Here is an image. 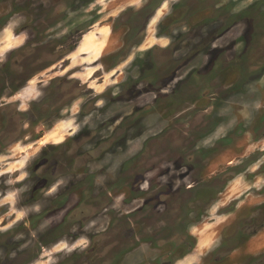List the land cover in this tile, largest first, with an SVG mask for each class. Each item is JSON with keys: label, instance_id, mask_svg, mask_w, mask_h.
Here are the masks:
<instances>
[{"label": "rangeland", "instance_id": "1", "mask_svg": "<svg viewBox=\"0 0 264 264\" xmlns=\"http://www.w3.org/2000/svg\"><path fill=\"white\" fill-rule=\"evenodd\" d=\"M94 252L264 264V0H0V264Z\"/></svg>", "mask_w": 264, "mask_h": 264}, {"label": "flooded vegetation", "instance_id": "2", "mask_svg": "<svg viewBox=\"0 0 264 264\" xmlns=\"http://www.w3.org/2000/svg\"><path fill=\"white\" fill-rule=\"evenodd\" d=\"M33 244H34V248H35V240L33 241ZM95 244V243H94ZM93 250H95V246H93ZM34 254H35V249H34ZM92 256L90 258L87 259V262L86 264H95V252L91 254ZM82 258H80L79 255H74L72 258H71V262L70 264H83L82 262ZM60 264V263H58ZM63 264V263H62Z\"/></svg>", "mask_w": 264, "mask_h": 264}, {"label": "bare ground", "instance_id": "3", "mask_svg": "<svg viewBox=\"0 0 264 264\" xmlns=\"http://www.w3.org/2000/svg\"><path fill=\"white\" fill-rule=\"evenodd\" d=\"M102 32H104V31L101 30L99 33H100V34H103ZM89 38H90V37H89ZM8 43H9V42H8ZM7 48H8V47H7Z\"/></svg>", "mask_w": 264, "mask_h": 264}]
</instances>
